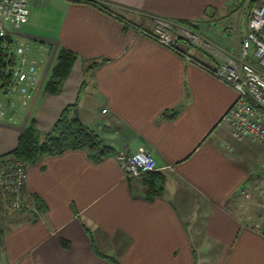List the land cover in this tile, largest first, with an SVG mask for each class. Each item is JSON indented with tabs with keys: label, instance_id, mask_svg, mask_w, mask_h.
I'll list each match as a JSON object with an SVG mask.
<instances>
[{
	"label": "crops",
	"instance_id": "1",
	"mask_svg": "<svg viewBox=\"0 0 264 264\" xmlns=\"http://www.w3.org/2000/svg\"><path fill=\"white\" fill-rule=\"evenodd\" d=\"M98 1L106 9L81 0L31 2L12 40L34 48L39 88L25 108L0 96V156L15 148L31 115L44 132L73 104L114 154L93 162L69 150L28 165L27 209L8 223L18 228L0 241V264H264V236L233 205L249 176L223 122L236 93L203 68L238 55L222 32L235 18L232 7L227 0ZM156 18L175 29L184 27L178 20L190 22L209 49L183 40L176 50L160 46L144 34ZM62 48L75 63L59 92L45 95ZM41 112L52 117L40 120ZM139 150L153 156L163 178L152 200L144 177L127 180L115 158Z\"/></svg>",
	"mask_w": 264,
	"mask_h": 264
},
{
	"label": "built area",
	"instance_id": "2",
	"mask_svg": "<svg viewBox=\"0 0 264 264\" xmlns=\"http://www.w3.org/2000/svg\"><path fill=\"white\" fill-rule=\"evenodd\" d=\"M33 1L38 0H0V49L6 57L2 72L9 77L8 84L0 87V94L8 98L6 102L10 108L15 106V102L9 99L12 97L21 107H29L39 88L38 61L30 55V46L15 44L12 40V36L27 22ZM154 24V30L144 34L166 49L176 50L179 40L193 47L209 49L208 44L193 30L175 29L159 18L154 19ZM6 35L10 36V42L5 39ZM203 68L236 93L234 102L223 116L230 136L237 140L250 138L264 145V0L250 12L247 31L240 40L237 57H229L217 65ZM3 108L0 103V119L5 117ZM115 158L126 179L156 170L153 156L145 150L132 154L118 153ZM0 162L10 165L7 171L0 168V190L6 192L11 204L14 195H21L24 188L27 165L11 156L1 157ZM255 191L260 199V208L264 211V190L255 188ZM3 201L6 202L5 197ZM252 230L264 236V226H252Z\"/></svg>",
	"mask_w": 264,
	"mask_h": 264
},
{
	"label": "trees",
	"instance_id": "3",
	"mask_svg": "<svg viewBox=\"0 0 264 264\" xmlns=\"http://www.w3.org/2000/svg\"><path fill=\"white\" fill-rule=\"evenodd\" d=\"M81 1L89 2L106 9V6L98 0ZM261 1L262 0H249L248 5L250 8H253ZM178 23L184 26V28L192 30L193 25L190 22L178 20ZM5 58L3 51L0 49V87L8 84L9 77L2 72L6 66ZM75 60L76 55L74 52L64 48L58 50L55 55L53 66L49 71L50 74L42 88L43 94L55 95L59 92L60 85L69 75ZM95 65L96 62H93L89 64V68ZM75 107V104L65 107L52 124L50 130L43 134L37 130L35 119L31 118L19 135L15 148L1 157L11 156L17 160L23 161L28 166L36 163L42 157L60 155L69 150H83L88 159L93 162H99L106 157L112 156L114 154L113 149L104 144L88 126L74 118L72 109ZM142 177H144V182L147 187V199L152 200L153 197L159 196L163 180L162 176L152 172L144 174ZM5 194V191L3 192L0 190V204L8 208L10 207V202ZM21 194H23V191ZM1 197H5V203H1ZM33 203L39 210H45L46 208L43 201L37 196H33ZM3 229L4 227L0 218V241L2 239ZM90 241L93 251L97 255H100L95 249L93 241ZM60 243L63 247H68L67 243Z\"/></svg>",
	"mask_w": 264,
	"mask_h": 264
},
{
	"label": "rangeland",
	"instance_id": "4",
	"mask_svg": "<svg viewBox=\"0 0 264 264\" xmlns=\"http://www.w3.org/2000/svg\"><path fill=\"white\" fill-rule=\"evenodd\" d=\"M248 3L249 0H227V5L229 4L230 8L232 7V13L235 15V18L232 20V24L230 23L228 25L227 20L223 23L222 27L224 31L222 32H225V36L228 38L226 44H228V46L232 49L231 52H234L233 54L235 55L239 52L240 40L247 31L248 18L251 10L254 8H250ZM34 13L38 14L37 10H34ZM226 30L228 31L226 32ZM32 51L33 53L35 52L33 47L30 48L31 56H33ZM49 74L50 73L48 71L47 76ZM0 96L2 95L0 94ZM43 113L44 112L38 114L40 115V120L44 117L45 120H50L52 116H48V114ZM34 117V115H31V118ZM48 130H50V128ZM47 131L40 132L43 134ZM232 143L234 144V154L237 162L249 173L245 184L238 190L237 196L233 200V205L238 211L243 210L247 215L249 214L250 216H253L254 219L253 222L250 223L251 226H264V211L260 208V199L255 191V188H258V190H264V145L253 141L250 138H242L240 140L232 138ZM11 161L13 162L14 159ZM11 161H8L7 163H11ZM9 166L10 165L8 164L3 165L2 162H0V168L5 171L8 170ZM1 203H4L3 198L1 199ZM9 205L10 207L6 208L5 205L0 204V218L4 227L2 239L7 236H11L14 233V230L18 228V224L8 225V223L15 221V216L20 211H25L27 209V205L23 203L22 194L16 196L14 195L13 201H11V204Z\"/></svg>",
	"mask_w": 264,
	"mask_h": 264
},
{
	"label": "water",
	"instance_id": "5",
	"mask_svg": "<svg viewBox=\"0 0 264 264\" xmlns=\"http://www.w3.org/2000/svg\"><path fill=\"white\" fill-rule=\"evenodd\" d=\"M5 39L7 40V42H10V36L9 35H6ZM72 113H73L74 118L79 120L77 109H73Z\"/></svg>",
	"mask_w": 264,
	"mask_h": 264
}]
</instances>
